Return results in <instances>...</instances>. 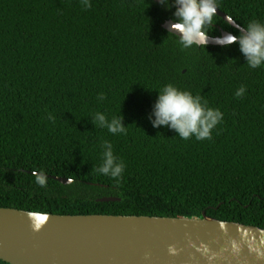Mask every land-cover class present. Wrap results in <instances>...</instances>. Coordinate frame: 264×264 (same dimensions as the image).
Instances as JSON below:
<instances>
[{
  "label": "trees",
  "instance_id": "trees-1",
  "mask_svg": "<svg viewBox=\"0 0 264 264\" xmlns=\"http://www.w3.org/2000/svg\"><path fill=\"white\" fill-rule=\"evenodd\" d=\"M217 2L236 25L264 22V0ZM90 3L0 0V208L69 216L205 213L264 230V66L250 68L238 44L181 50L162 27L174 21L175 7ZM218 27L239 34L215 15L209 37L220 35ZM169 83L223 112L211 139L183 140L152 126L158 91ZM241 86L246 92L236 97ZM96 112L123 117L127 134L94 125ZM105 141L125 164L118 181L97 171ZM41 173L45 186L36 183Z\"/></svg>",
  "mask_w": 264,
  "mask_h": 264
},
{
  "label": "water",
  "instance_id": "water-1",
  "mask_svg": "<svg viewBox=\"0 0 264 264\" xmlns=\"http://www.w3.org/2000/svg\"><path fill=\"white\" fill-rule=\"evenodd\" d=\"M216 16L236 28L219 9ZM173 22H165L163 29L170 33ZM228 34L221 31L219 37ZM214 38L209 37L207 46H221ZM54 179L64 185L72 182ZM30 213L37 212L0 208L1 261L8 264H264V230L219 221L205 213L201 218L39 213L46 217L39 230L34 228Z\"/></svg>",
  "mask_w": 264,
  "mask_h": 264
},
{
  "label": "clouds",
  "instance_id": "clouds-1",
  "mask_svg": "<svg viewBox=\"0 0 264 264\" xmlns=\"http://www.w3.org/2000/svg\"><path fill=\"white\" fill-rule=\"evenodd\" d=\"M86 8L91 7L90 0H81ZM162 6L168 9L175 7L173 13L174 22L171 24L170 33L179 37L178 43L181 50L192 47H207L209 35L207 25L211 24L218 10L217 0H159ZM238 35L229 33L225 37H216L215 42L221 46L238 44L247 65L252 69L264 66V22L252 20L246 27L236 25ZM246 87L241 86L235 93L236 97H242ZM104 94L98 95V100L103 101ZM223 112L218 108H211L207 101H202L199 95L194 96L190 91L182 90L174 84H167L159 91L149 116L152 126L159 128L165 126L174 130L177 135L188 140L195 137L196 140L211 139L212 129L223 120ZM154 117V119L152 118ZM50 120L54 117L49 114ZM92 123L100 128H106L113 135L127 134V128L123 117H108L102 112H96L92 116ZM103 163L97 171L103 175H109L117 181L121 177L125 164L118 161L114 155L113 145L105 141L103 144ZM36 183L45 186L43 173L36 176ZM34 218V228L39 230L46 217L39 213H30ZM174 251V249H170ZM258 251V250H257Z\"/></svg>",
  "mask_w": 264,
  "mask_h": 264
},
{
  "label": "flooded vegetation",
  "instance_id": "flooded-vegetation-1",
  "mask_svg": "<svg viewBox=\"0 0 264 264\" xmlns=\"http://www.w3.org/2000/svg\"><path fill=\"white\" fill-rule=\"evenodd\" d=\"M218 31H219V34H221V31H223V30H221V28H219L218 27ZM224 32V31H223ZM220 36V35H219ZM219 36H216V37H219Z\"/></svg>",
  "mask_w": 264,
  "mask_h": 264
}]
</instances>
